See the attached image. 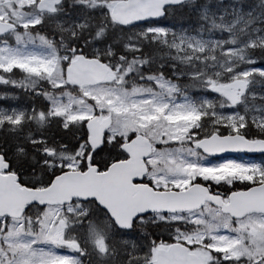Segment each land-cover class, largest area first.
I'll return each mask as SVG.
<instances>
[{"label": "snow or ice", "instance_id": "snow-or-ice-1", "mask_svg": "<svg viewBox=\"0 0 264 264\" xmlns=\"http://www.w3.org/2000/svg\"><path fill=\"white\" fill-rule=\"evenodd\" d=\"M0 264H264V0H0Z\"/></svg>", "mask_w": 264, "mask_h": 264}]
</instances>
